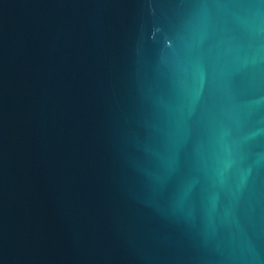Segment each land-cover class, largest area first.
Here are the masks:
<instances>
[{"label": "water", "instance_id": "water-1", "mask_svg": "<svg viewBox=\"0 0 264 264\" xmlns=\"http://www.w3.org/2000/svg\"><path fill=\"white\" fill-rule=\"evenodd\" d=\"M0 264H264V0H0Z\"/></svg>", "mask_w": 264, "mask_h": 264}]
</instances>
